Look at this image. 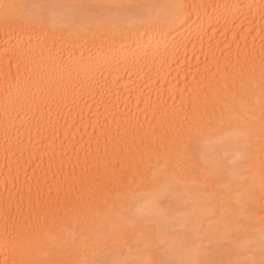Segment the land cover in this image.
Masks as SVG:
<instances>
[{
  "label": "bare ground",
  "instance_id": "1",
  "mask_svg": "<svg viewBox=\"0 0 264 264\" xmlns=\"http://www.w3.org/2000/svg\"><path fill=\"white\" fill-rule=\"evenodd\" d=\"M262 237L264 0H0V264H259Z\"/></svg>",
  "mask_w": 264,
  "mask_h": 264
},
{
  "label": "snow or ice",
  "instance_id": "2",
  "mask_svg": "<svg viewBox=\"0 0 264 264\" xmlns=\"http://www.w3.org/2000/svg\"><path fill=\"white\" fill-rule=\"evenodd\" d=\"M5 9L6 17L18 9L20 6L15 4H5L3 5ZM150 16L153 18V22L156 24H178L183 19L186 11V7L183 4H152L147 6ZM171 18V19H170ZM261 254L264 256V237L261 240ZM156 264V262H153ZM160 264H166V262L161 261ZM232 264V262H229ZM251 264H256L252 261ZM259 264H264V259L259 261Z\"/></svg>",
  "mask_w": 264,
  "mask_h": 264
}]
</instances>
